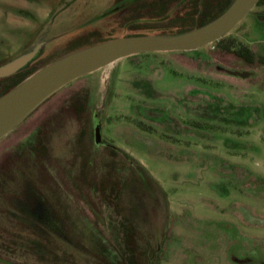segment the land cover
<instances>
[{"label": "rangeland", "instance_id": "obj_1", "mask_svg": "<svg viewBox=\"0 0 264 264\" xmlns=\"http://www.w3.org/2000/svg\"><path fill=\"white\" fill-rule=\"evenodd\" d=\"M70 1L0 0V63L38 39L54 45L32 70L90 46L96 12ZM124 18L102 36L180 26ZM263 56L260 0L223 39L126 57L40 104L0 140L5 264H264Z\"/></svg>", "mask_w": 264, "mask_h": 264}, {"label": "water", "instance_id": "obj_2", "mask_svg": "<svg viewBox=\"0 0 264 264\" xmlns=\"http://www.w3.org/2000/svg\"><path fill=\"white\" fill-rule=\"evenodd\" d=\"M260 0H232L211 21L179 34H142L113 38L76 50L45 64L0 95V140L62 87L117 63L147 52L194 51L223 39ZM38 39L29 50L0 64V79L17 74L35 60L43 45ZM96 138L100 141L99 130Z\"/></svg>", "mask_w": 264, "mask_h": 264}, {"label": "flooded vegetation", "instance_id": "obj_3", "mask_svg": "<svg viewBox=\"0 0 264 264\" xmlns=\"http://www.w3.org/2000/svg\"><path fill=\"white\" fill-rule=\"evenodd\" d=\"M214 2L215 0H111L109 3L103 4L101 0H95L93 3L88 4L87 0H71L69 5L68 6L63 5V8L64 10H67V8L71 9L72 6L74 5L73 6L74 11H78L79 14H85V13L89 14V11L96 12V13H92V15H89V17L90 16L91 17L89 18L90 20L88 21V24L96 23L97 25V29H92V31L97 30L98 33L96 39L91 43L92 45L95 43H101L116 38V37L102 36V33H104L106 30L102 28V24L116 15L120 17H125L124 19L121 20L120 24L122 25V27H127V28H134V27L137 28V25L139 26L138 23H140L139 22L140 20H145L144 22L146 23L144 24H150L148 21L150 20V18H152V20H154L155 22L158 21L157 22L158 27L165 25L164 26L165 29L173 28V25L176 22L180 24V26H178L179 28L192 27L191 29H193L196 27L195 21L198 20L200 16V12L202 13L204 12L203 10L205 8V4L207 3L206 5L208 9L212 6V4H214ZM63 8H61L60 10L62 11ZM172 12H178V13L170 20L169 17L171 16ZM167 20H170L171 22ZM155 29L156 28L153 27L152 30ZM191 29L188 30L185 29V31H189ZM142 34L143 33H137V34H129L126 36H131V35L137 36ZM53 41L54 40L49 41L48 43H45V45L47 47H49L52 44L54 45ZM45 45H42L41 50L38 52L32 64H34L35 61L40 57L43 59L45 57H48L47 52L43 50ZM32 64L27 66L25 69L18 71L17 74L0 79V82H3L5 85V88L3 90L9 88L14 83L15 81L14 78L16 75L21 74L26 70L28 71L32 70L30 69ZM5 263L6 262H4V260L0 257V264H5Z\"/></svg>", "mask_w": 264, "mask_h": 264}, {"label": "trees", "instance_id": "obj_4", "mask_svg": "<svg viewBox=\"0 0 264 264\" xmlns=\"http://www.w3.org/2000/svg\"><path fill=\"white\" fill-rule=\"evenodd\" d=\"M226 0H215L214 4H212V6L210 8L207 9V3L205 4V8H204V12H200V16L198 18L197 21H195V26L198 27L204 23H207L208 21H211L212 19H214L217 15H219L222 11H224L227 6L232 2V0H229L227 4H225ZM227 2V1H226ZM170 21V20H167ZM171 22V21H170ZM185 22V21H184ZM171 24V23H170ZM190 28H179L177 30H175L174 32H171L170 34H179L185 31V29H191ZM168 34V33H166ZM233 55H235L236 58H238L239 60L245 62L246 64H251L253 61V57L254 54L249 51L247 48L241 47L240 49H235L233 52ZM260 62H262L264 64V56L262 58H259ZM36 70H26L25 72L18 74L15 76L14 78V83L9 87L6 88L3 92H6L7 90H10L11 88H13L17 83H20L24 78H26L27 76H30L33 72H35Z\"/></svg>", "mask_w": 264, "mask_h": 264}]
</instances>
